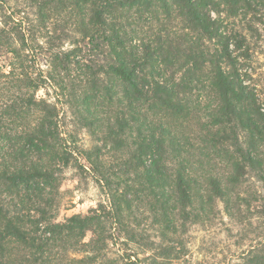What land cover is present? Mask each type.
<instances>
[{"label": "trees", "instance_id": "16d2710c", "mask_svg": "<svg viewBox=\"0 0 264 264\" xmlns=\"http://www.w3.org/2000/svg\"><path fill=\"white\" fill-rule=\"evenodd\" d=\"M262 59L264 0H0V264H186L190 228L264 224ZM68 170L107 201L59 222Z\"/></svg>", "mask_w": 264, "mask_h": 264}, {"label": "rangeland", "instance_id": "374dc122", "mask_svg": "<svg viewBox=\"0 0 264 264\" xmlns=\"http://www.w3.org/2000/svg\"><path fill=\"white\" fill-rule=\"evenodd\" d=\"M261 61V72L264 74V60ZM39 95H43V92L40 91ZM81 136L85 141L88 139L84 133ZM64 177L65 181L61 187L63 207L59 211L57 221L62 222L65 218L73 215L87 214L98 204L107 201L105 195L90 178L81 179L72 170L65 171ZM257 189L255 183H250L247 187L248 192L245 199L252 205L256 198V192H258ZM217 208L221 209V205H218ZM246 216L251 215L245 210L242 211V217ZM218 218L219 220L210 227L190 228L183 237L187 249L186 264H223L228 262L232 257L236 258V255L241 251L255 245L259 241L260 233L264 232L262 220L252 219L251 225H248L249 222L243 219L241 225L237 226L225 215H219Z\"/></svg>", "mask_w": 264, "mask_h": 264}]
</instances>
